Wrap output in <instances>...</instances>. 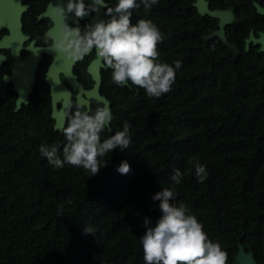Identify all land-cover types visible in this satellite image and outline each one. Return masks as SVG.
Returning a JSON list of instances; mask_svg holds the SVG:
<instances>
[{"label":"trees","instance_id":"1","mask_svg":"<svg viewBox=\"0 0 264 264\" xmlns=\"http://www.w3.org/2000/svg\"><path fill=\"white\" fill-rule=\"evenodd\" d=\"M194 1L158 0L132 10L133 23L150 18L159 26V59L182 64L159 97L106 82L113 119L101 139L128 121L131 142L99 158L106 165L95 175L70 164L55 168L40 155L41 143L66 142L60 129L69 111L64 125L55 126L43 71L29 102L17 103L0 68V264H145L143 219L160 214L152 195L173 186L174 168L185 173L174 185L177 202L220 243L226 264L236 263L240 246L264 264V52L239 47L235 21L227 42L212 35L217 18L199 13ZM242 2L211 0L210 8L237 15ZM197 159L208 173L202 182L194 176ZM123 160L127 174L117 171Z\"/></svg>","mask_w":264,"mask_h":264},{"label":"clouds","instance_id":"2","mask_svg":"<svg viewBox=\"0 0 264 264\" xmlns=\"http://www.w3.org/2000/svg\"><path fill=\"white\" fill-rule=\"evenodd\" d=\"M158 0H63L53 4L59 20L58 35L43 36L48 48L61 52L72 62L83 59L94 50L104 65L110 68V79L115 85H133L143 88L149 97H159L168 92L176 77V70L182 61L172 64L159 59L157 44L163 40L159 26L150 18L131 21L132 10L143 4L150 9ZM105 6L107 20L98 19L83 26L79 20L75 25L68 22L73 13L83 17ZM34 43V42H33ZM38 51L40 48H32ZM6 78V75L5 77ZM90 109L79 99L69 101V111L62 131L65 143L62 148L53 143H41L39 153L55 168L65 164L83 167L89 176L98 173L106 164L102 158L119 147L127 149L131 142L130 123L123 122L122 129L101 139L105 131H111L113 119L109 103L97 100ZM194 176L198 182L207 177L206 167L198 159L192 161ZM117 171L127 174L130 165L127 160L117 165ZM184 172L174 168L170 176L173 186L161 187L152 195L159 201L160 214L153 220L143 219L145 231L139 236L145 264H226L227 253L218 241L210 239L202 223L191 213L184 202H177L174 185L181 183ZM59 207H62L59 206ZM85 233L95 234L93 226H85Z\"/></svg>","mask_w":264,"mask_h":264},{"label":"flooded vegetation","instance_id":"3","mask_svg":"<svg viewBox=\"0 0 264 264\" xmlns=\"http://www.w3.org/2000/svg\"><path fill=\"white\" fill-rule=\"evenodd\" d=\"M30 1L31 0H20V4L22 6H25V9H22L20 13L21 32L24 37H20V44L18 49L16 50L14 44L0 45V68L4 71L3 78L5 77V75L10 76L13 73V70L21 71L22 75L25 77L30 65L23 64V61L32 54V48H40V57L37 66L34 67L33 71V83L30 85L32 88L31 92L33 91V85L35 84L37 75L41 71H43V77L46 81L45 87H47L49 91L52 103L51 85L49 83V80L47 79V76L49 67L54 60V54L52 53V51H47L45 49L48 48V46L47 44H45L43 36L45 32H47L50 37H53V32L51 30L55 23L50 15L42 14L45 10H47L51 0H45L43 8L38 6H31ZM205 1L207 3L208 10H223L225 12L223 16V24L221 30L223 35L221 38L224 41H226V33L229 29L228 24L235 21V25L232 30L238 37L237 41L239 47H242L243 49L252 47L257 49L258 51L264 52L262 41L259 40L261 36H264V0H243V2L239 6V10L241 12H238L237 15L226 8H210L211 0ZM246 2L249 4H246ZM102 7L104 9V16H108L106 15L105 6ZM52 8L54 7L50 5L49 11H51ZM26 12L28 14L23 19V14ZM0 13L2 15V21L0 22L1 41L4 36H8L10 34V30L6 10L3 7L0 9ZM93 15L94 12H91L83 17L78 18L73 13H70L68 16V22L74 26L77 20H79V23L81 24V26H83L85 23H92L91 18ZM215 17L218 20V28L213 31V33L218 32V30H220V18L217 16ZM105 20L107 19L105 18ZM228 45L234 50H240V48L235 47L232 44ZM14 50L15 52H13ZM111 71L112 70L110 68L104 65L102 58L100 59L95 55V52L93 50L92 52L87 54L83 59L73 62L70 73L77 86H74V84L67 78L65 72L61 70L57 71V76L59 81L69 93V101L77 100L78 95H80L84 100L88 101V107L91 109V105L93 104V102L97 101L98 99L101 100V98H105L108 101L105 94H103V90L106 82L108 80L111 81ZM97 81L98 86L96 89L95 87ZM7 82H11V84L13 85V89L17 92V99L19 94L18 91L14 88L13 81L8 80ZM64 98L65 94L59 93L57 111L62 107ZM67 110L68 106L66 109V113Z\"/></svg>","mask_w":264,"mask_h":264},{"label":"water","instance_id":"4","mask_svg":"<svg viewBox=\"0 0 264 264\" xmlns=\"http://www.w3.org/2000/svg\"><path fill=\"white\" fill-rule=\"evenodd\" d=\"M62 2L63 0H52L53 4L62 3ZM194 4L196 5L198 12L201 13L202 15L205 12H207L210 15L217 16L220 18V22H219L220 30H218V32L212 33V35L218 34L222 37L223 35L221 30L223 24V16L225 12L223 10H208L207 3L205 0H195ZM50 5L51 2L49 3V6ZM49 6L47 10H45L42 14L43 15L48 14L54 20L55 25L52 27L51 30L53 32L52 35L54 37L58 35L59 20L56 17L55 9L52 8V10L49 11ZM2 7L6 10V15L9 22L10 34L8 36L3 37V39L0 41V45L14 44L16 50L18 49L20 44V37L21 38L24 37L21 32L20 13L22 9H25V6H22L20 4V0H0V9ZM105 18L108 19L109 17L104 16V9L101 6L98 11L94 12L91 21L94 22L98 19L105 20ZM1 21H2V15L0 13V22ZM259 40L262 41V45L264 47V36H261ZM45 49L47 51H52V53L54 54V60L49 67L47 79L49 80V83L51 85L52 107H53L52 115L55 118V126L62 127L64 125L65 113L69 102V93L64 88L62 83L59 81L57 76V71L61 70L65 72L67 78L74 84V86H77V84L74 82L73 78L71 77V73H70L73 62L70 59L65 58V56L61 52L52 50L50 48H45ZM15 50L13 52H15ZM39 57H40V51L33 50L32 54L23 61V64L30 65L29 70L25 77L22 75L21 71L13 70V73L10 76H6L5 78V82H7L8 80L13 81L14 88L18 91L19 96L16 99L17 103L29 102V94L32 90L30 85L33 83V79H34L33 71H34V67L37 66ZM97 86H98V81L96 83V87H95L96 89ZM59 93H64L65 98L63 100L62 107L57 111ZM78 99L82 103H85L87 106L89 105L88 101L84 100L80 95H78ZM101 100L103 102L109 103L105 98H101ZM235 260H236L235 264H257L254 261L253 257L251 256V254L245 251L243 246H240V249L236 255Z\"/></svg>","mask_w":264,"mask_h":264}]
</instances>
